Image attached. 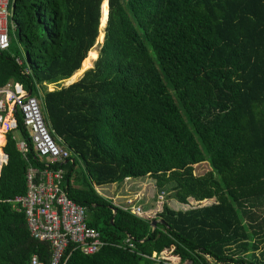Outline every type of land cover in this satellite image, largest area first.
Instances as JSON below:
<instances>
[{
	"label": "trees",
	"instance_id": "16d2710c",
	"mask_svg": "<svg viewBox=\"0 0 264 264\" xmlns=\"http://www.w3.org/2000/svg\"><path fill=\"white\" fill-rule=\"evenodd\" d=\"M107 6L92 68L62 85L93 56ZM12 17L0 87L41 91L50 133L70 151L47 166L64 171L62 188L106 241L93 254L71 244L67 264H153L142 255L153 251L192 264H264L255 255L264 247V0H14ZM16 132L27 136L19 114ZM13 133L0 175V264H30L32 254L48 263L50 245L8 201L25 193L28 164H46L32 152L24 160ZM202 162L211 171L197 177ZM142 177L166 190L188 183L215 203H165L143 219L95 189Z\"/></svg>",
	"mask_w": 264,
	"mask_h": 264
},
{
	"label": "built area",
	"instance_id": "2783aa9c",
	"mask_svg": "<svg viewBox=\"0 0 264 264\" xmlns=\"http://www.w3.org/2000/svg\"><path fill=\"white\" fill-rule=\"evenodd\" d=\"M13 3L14 0H0V51L8 49L14 38L16 25L12 17ZM15 62L18 65L24 64V56H16ZM23 72L29 74L28 67H25ZM36 91L37 93H34L20 82L12 80L0 87V136L3 140L0 146V175L8 160L3 150L6 134L17 130L19 114L27 136H21L19 141L15 139L17 150L24 160H27V154L32 152L46 165L44 169H40L28 164L25 172V193L8 201L17 204V209L23 211L31 237L50 245L51 256L48 263L41 262L37 255L32 254L30 264H67L71 255L68 252L71 244L85 254H93L105 245L106 241L101 238L100 231L88 223L86 207L75 202L62 188L64 171L49 169L47 166L49 163L67 162L70 151L57 143L50 133V127L43 115L42 93L37 86ZM164 197L165 192L158 196L160 200ZM136 201L128 200L126 206L121 209L137 217L150 219ZM124 242L133 248L129 235ZM142 255L153 264H192L190 261L176 262L175 256L174 260H171V256L160 258L155 251L150 255Z\"/></svg>",
	"mask_w": 264,
	"mask_h": 264
},
{
	"label": "rangeland",
	"instance_id": "374dc122",
	"mask_svg": "<svg viewBox=\"0 0 264 264\" xmlns=\"http://www.w3.org/2000/svg\"><path fill=\"white\" fill-rule=\"evenodd\" d=\"M107 13H108V6H107V10H105V14L103 17V20H104L103 24H102V21L100 23V26L103 25V27H102L100 38L95 41V46L93 47L95 48V51H94L93 56L88 60V62L83 66V68L74 77L65 81L64 83H62V85L68 86L74 83L83 75V73L87 69L92 68L93 62L97 56V53L99 52V47L103 41L104 29H105L104 27L106 23ZM15 49H16L15 53L17 56L19 57L24 56L20 47L17 46V48ZM55 88L56 87H47L46 89L47 91L51 92ZM13 136H14V139H16L17 141L20 140V135L18 132H14ZM208 171L209 172L211 171L209 165L207 164V162H202L195 166L194 175L197 177L202 176ZM145 178L147 179L145 180L144 185H141L142 190H143V196L141 200L138 202V204L142 206L143 211L148 215L150 219H155L157 217V214L160 211H162L165 203L171 204L170 207L177 211H184V210H188V209L199 207V206L202 207V203L204 205H208L211 202V201H207L206 199L203 201L199 200V199H202L201 194H198L197 193L198 191L195 192V190L188 183L181 184V186H178L177 188H174V189L171 188V186H168V190H166L165 188L159 189L158 187H156V183L152 178H149V177H145ZM117 185H120V183H117ZM98 191H99V194L102 195L106 199H108L111 196V194L109 193V188L102 187ZM162 192H165V197L163 200H160L158 196ZM211 264H213V262Z\"/></svg>",
	"mask_w": 264,
	"mask_h": 264
},
{
	"label": "crops",
	"instance_id": "0c3cea01",
	"mask_svg": "<svg viewBox=\"0 0 264 264\" xmlns=\"http://www.w3.org/2000/svg\"><path fill=\"white\" fill-rule=\"evenodd\" d=\"M47 87H55V86L48 85ZM14 132H16V131H14ZM20 137H21V135H20ZM15 142H16V140H15ZM146 179L147 178L142 177V178H136V179H131V180H125V181L121 182L120 185H117L115 183V184L95 187V189L99 193L98 190L100 188H102V187L109 188V193L111 194V196L108 199L116 207L121 208L123 206H126L124 204H126L128 200H132V199L137 200L135 203L137 205L141 206L140 204H138V202L141 200V198L143 196V190H142L141 185H144V182ZM207 201H211L208 205L215 203L214 199H209ZM169 205L171 206V204H169ZM208 205H204L202 203V206H208ZM141 208H142V206H141ZM262 251L264 252V247L256 250L255 255L257 254L258 256H262V259L264 260V254L262 253ZM168 254H169L168 252H165V256H169Z\"/></svg>",
	"mask_w": 264,
	"mask_h": 264
},
{
	"label": "water",
	"instance_id": "95a60500",
	"mask_svg": "<svg viewBox=\"0 0 264 264\" xmlns=\"http://www.w3.org/2000/svg\"><path fill=\"white\" fill-rule=\"evenodd\" d=\"M100 20H101V19H100ZM106 21H107V18H106ZM99 27H100V26H99ZM105 27H106V23H105ZM105 27H104V28H105ZM103 37H104V36H103ZM29 94H30V93H29ZM158 222H162V223H163V221H160V220H154V221L151 222V226H152V227H155L156 224H157ZM140 264H144V261H141Z\"/></svg>",
	"mask_w": 264,
	"mask_h": 264
}]
</instances>
